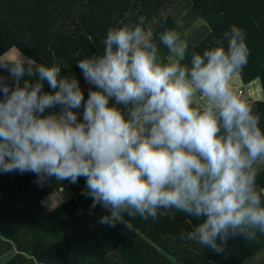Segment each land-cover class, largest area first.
Returning a JSON list of instances; mask_svg holds the SVG:
<instances>
[{"label": "clouds", "instance_id": "obj_1", "mask_svg": "<svg viewBox=\"0 0 264 264\" xmlns=\"http://www.w3.org/2000/svg\"><path fill=\"white\" fill-rule=\"evenodd\" d=\"M145 20L109 28L102 54L77 60L86 99L61 68L0 55L13 81L0 76V172L33 173L40 187L83 177L90 211L101 205L99 222L111 227L132 231L125 216L179 212L199 221L181 238L217 253L229 238L255 240L264 234V130L244 91L231 88L248 62L245 33L232 25L183 64L186 44L165 29L159 43L177 59L164 62Z\"/></svg>", "mask_w": 264, "mask_h": 264}, {"label": "trees", "instance_id": "obj_2", "mask_svg": "<svg viewBox=\"0 0 264 264\" xmlns=\"http://www.w3.org/2000/svg\"><path fill=\"white\" fill-rule=\"evenodd\" d=\"M140 16L146 17V31L152 27L164 62L174 57L159 43L165 29L176 31L186 44L180 62L188 64L192 53L203 54L230 26L240 27L249 49L239 74L247 86L244 102L260 116L264 130V0H0V55L20 51L23 57L61 68V76L79 80L86 99L90 85L77 60L102 54L109 28L136 24ZM223 46L227 48L226 40ZM0 76L13 84L7 70L0 69ZM249 86L262 87V97L245 95ZM44 91H53L46 82ZM36 179L30 172H0V264H264V234L251 241L229 238L217 253L181 238L199 223L195 217L179 212L174 219L125 216L132 231L122 223L111 227L99 222L108 214L101 205L90 211L92 198L82 195L85 178L67 181L73 197L53 211L46 203L54 196L56 180L40 187ZM256 184L264 188V168Z\"/></svg>", "mask_w": 264, "mask_h": 264}, {"label": "rangeland", "instance_id": "obj_3", "mask_svg": "<svg viewBox=\"0 0 264 264\" xmlns=\"http://www.w3.org/2000/svg\"><path fill=\"white\" fill-rule=\"evenodd\" d=\"M183 14H185V12H183ZM148 30L151 31L152 27H149ZM170 58H171V61L176 59V57H170ZM243 87H245V85H243ZM258 94H259V96H258ZM262 95H263V93H262V87H261V90H259L258 93L256 92L255 97L260 98V97H262ZM243 98H244V95H243L242 99ZM256 167H257V171H259V170L264 168V163H258L256 165ZM53 187H54V191H55L54 196L50 197L48 202L46 203L49 211L56 210L65 201H67L71 197H73V192L69 188L67 181H63V182H59V183L56 181L53 184Z\"/></svg>", "mask_w": 264, "mask_h": 264}, {"label": "crops", "instance_id": "obj_4", "mask_svg": "<svg viewBox=\"0 0 264 264\" xmlns=\"http://www.w3.org/2000/svg\"><path fill=\"white\" fill-rule=\"evenodd\" d=\"M243 85L245 84L240 75L235 76L231 82V88L235 92V94H237V92H243V90H245ZM245 87L247 86L245 85ZM259 90L261 89L255 90L254 87L249 86L248 89L245 91V95H247L249 92L250 97H255L256 92L258 93Z\"/></svg>", "mask_w": 264, "mask_h": 264}, {"label": "water", "instance_id": "obj_5", "mask_svg": "<svg viewBox=\"0 0 264 264\" xmlns=\"http://www.w3.org/2000/svg\"><path fill=\"white\" fill-rule=\"evenodd\" d=\"M176 59H177V57H176Z\"/></svg>", "mask_w": 264, "mask_h": 264}]
</instances>
